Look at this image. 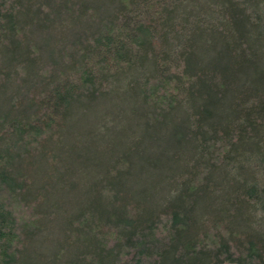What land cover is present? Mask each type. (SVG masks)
<instances>
[{
	"label": "trees",
	"instance_id": "1",
	"mask_svg": "<svg viewBox=\"0 0 264 264\" xmlns=\"http://www.w3.org/2000/svg\"><path fill=\"white\" fill-rule=\"evenodd\" d=\"M121 1L128 11L119 3L101 15L89 0H0L4 52L6 46L18 49L31 28L44 31L67 21H80L83 26L72 38L70 50L62 52L78 70L72 80L55 86L50 96L45 91L49 81L44 83V91L35 87L34 99L45 94L38 108L32 99L16 118L0 124L9 129L15 142L13 150L0 138V264H35L27 256V248L42 227L45 192L32 186L33 158L61 134L70 109L82 100L94 103L112 78L126 76L135 67L149 71L137 86L140 100L150 107L149 117L163 119L185 100L189 103L194 130L176 126L175 132L198 140L202 155L191 168L192 181L159 207H149L122 190L118 175L103 179L93 189L89 205L73 217L67 238L75 253L72 264H264V234L237 230L227 216H206L201 223L196 219L206 174L264 125V95L230 124L223 125L214 112L229 88V68L236 70L245 60L250 19L230 2L225 19L240 41V51L234 53L226 44L225 54L237 62L222 65L215 61L193 69L191 51L173 58L164 49L163 28L176 10V1L165 0L172 2L173 9L163 0ZM131 14L144 21L133 22ZM31 47L38 51L35 45ZM16 66L24 72L23 65ZM49 66L44 70H50ZM257 84L252 91H264V75ZM46 102L51 104L50 114L39 116ZM129 163L122 159L121 167L127 170ZM243 194L248 199L259 197L255 186ZM260 199L264 203V191Z\"/></svg>",
	"mask_w": 264,
	"mask_h": 264
},
{
	"label": "rangeland",
	"instance_id": "2",
	"mask_svg": "<svg viewBox=\"0 0 264 264\" xmlns=\"http://www.w3.org/2000/svg\"><path fill=\"white\" fill-rule=\"evenodd\" d=\"M89 1L101 15L113 11L119 3L128 11L121 0ZM174 1L178 3L176 10L163 28L164 49L173 58L191 51L193 69L215 61L222 65L237 62L234 56L232 60L225 54L226 44L234 48V53L240 51V41L225 19L230 2L241 7L250 19L245 60L234 67L236 70L229 68V88L219 109H214L223 125L230 124L233 117L241 116V111L264 95V91H252L264 75V0ZM163 3L170 9L175 7H171V1ZM133 15V22L144 21ZM82 29L80 21L63 22L44 31L31 28L25 37L28 39L21 41L18 49L6 46L5 52L0 42V124L16 118L32 99V105L38 108L45 94L34 99L35 87L44 91V83L49 81L45 91L50 96L55 86L72 80L78 70L62 52L70 50L72 38ZM17 63L23 65L24 72ZM47 65L50 70H44ZM147 73L135 67L126 76L112 78L94 103L82 100L70 109L61 134L33 158L32 186L45 192L42 227L27 248V256L35 264L75 261L67 239L73 217L89 205L93 189L109 175H118L117 185L120 183L122 190L149 207L165 204L183 184L192 181L191 168L202 155L201 144L194 137L185 138L184 132H175L176 126L194 130L190 105L185 100L163 119L149 117L150 107L142 103L137 88ZM50 106L49 102L41 106L39 116L49 115ZM0 129L3 145L15 150L9 129ZM122 159L130 162L127 170L121 167ZM204 178L205 194L196 209L198 223L206 216H227L237 230L264 234V203L260 199L264 191V125L257 127L249 140L238 143L227 159ZM253 186L259 197L245 198L244 190Z\"/></svg>",
	"mask_w": 264,
	"mask_h": 264
}]
</instances>
